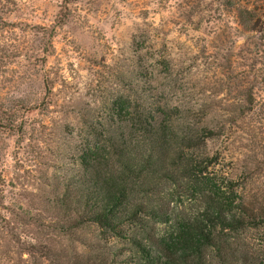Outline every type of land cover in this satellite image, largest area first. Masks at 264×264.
<instances>
[{
  "label": "rangeland",
  "instance_id": "obj_1",
  "mask_svg": "<svg viewBox=\"0 0 264 264\" xmlns=\"http://www.w3.org/2000/svg\"><path fill=\"white\" fill-rule=\"evenodd\" d=\"M144 93L178 122L218 131L194 153H217L209 170L264 207V0H0V110L30 108L22 132L0 128V213L13 235L0 264H57L95 242L93 226L63 233L73 221L55 199L78 170L84 119ZM158 193L171 218L196 211L173 186ZM240 241L246 257L264 255L262 228Z\"/></svg>",
  "mask_w": 264,
  "mask_h": 264
},
{
  "label": "trees",
  "instance_id": "obj_2",
  "mask_svg": "<svg viewBox=\"0 0 264 264\" xmlns=\"http://www.w3.org/2000/svg\"><path fill=\"white\" fill-rule=\"evenodd\" d=\"M245 13L238 11L243 26L251 23ZM43 87L51 88L46 79ZM15 103L5 119L0 110V128L22 132L21 116L30 108ZM176 114L139 94L117 98L105 116L84 119L89 139L74 150L78 170L64 181L55 207L73 221L63 233L93 226L97 235L55 263L264 264V255L246 257L240 241L248 229L264 230V207L227 174L209 170L217 153H194L218 131L178 122ZM162 183L181 190L196 211L171 218L158 193ZM2 186L0 172V211ZM0 221V242L7 245L13 235L1 213Z\"/></svg>",
  "mask_w": 264,
  "mask_h": 264
}]
</instances>
